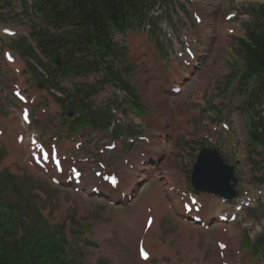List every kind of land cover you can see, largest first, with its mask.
Returning <instances> with one entry per match:
<instances>
[{
    "label": "rangeland",
    "instance_id": "1",
    "mask_svg": "<svg viewBox=\"0 0 264 264\" xmlns=\"http://www.w3.org/2000/svg\"><path fill=\"white\" fill-rule=\"evenodd\" d=\"M210 1L217 3L218 0ZM228 3L229 4L226 5L224 4L226 11L237 9L238 14H247L248 21L240 23L241 30H244L245 26L252 25L259 19L255 12V8H257L259 4L264 3V0H229ZM1 5L2 3H0V6ZM221 5L222 4L219 3L218 7ZM14 13L15 15L13 13H6L3 15V22L0 24V28L5 26L16 31L18 30L19 33L25 32L27 25L23 24L20 11H17L15 8ZM28 14L31 13L28 12ZM34 17L36 18L37 16ZM160 22L161 21H159L158 24H160ZM160 29L162 31L161 26ZM206 36L208 38L207 41H209L206 46L208 49V51H206L208 56L204 59L205 63L203 61L202 68L197 71L196 79L186 88L185 92L179 96L180 98L169 97L168 99L163 94L161 95L164 96V98H160L158 93H155L154 90L149 91V79L146 74V67L140 62V55L135 53L130 45L131 43L129 44L127 41L123 40L119 41L127 48L126 65L133 70L129 73L130 76H126V78L127 80L134 81L138 86L137 91L143 93V96L140 97V103H138L139 106L144 108L145 114L158 115L160 121L164 123L163 130L167 135L163 143L167 142L169 145V149L163 148L168 151V159L165 164L175 167V169H181L182 172L187 170L189 163L194 160L197 153L195 150L199 148V144L201 145L204 143L202 137L207 133L208 127L212 126V118L215 116L216 111H219L218 115L220 116L223 111L222 114L228 118L232 124L231 133H218L215 136L214 141H216V146L223 151V156L230 164H234V160L239 156L237 155L238 151L234 150L238 148V146L234 148L232 143L235 142L233 138H235L237 134L236 131L238 132V130L241 129V126L238 125L240 116L236 106L241 102L242 97L237 96L238 94L232 91L236 86L233 80H231V92H224L223 90L230 76L235 74L234 71L237 72L241 69L242 62L238 54V45L236 41L239 35H221V37L216 38L212 36V33H209ZM150 39L151 37L149 40ZM17 40V37L14 36L10 38H0V110H3L5 120L7 119L11 124L20 126L18 117L20 104L12 97L11 86H9L12 80L17 79L13 77L10 69L7 67L9 65L5 63L2 57V51L8 49L7 47L9 46L12 47ZM163 43L165 48H168L165 38ZM165 51L167 52V50ZM13 53L18 55L16 51ZM203 74H210L212 76V83L210 85L200 86L199 81H201ZM19 77L20 81H23L19 83L24 88H27L26 94L28 96L39 93L34 85V79L29 73ZM213 79L215 81H213ZM197 83H199V85ZM220 89H222V92H220ZM179 99L183 102L181 107L185 109L189 116L185 126H178V120L172 117V105ZM199 99L206 102L204 108L198 104ZM203 104L204 103H201V105ZM40 105L38 98H36L31 107L33 123L30 129H41V136L45 139L51 134L56 133V131H54L56 127L55 124L52 123L50 114L42 120L36 119L39 114ZM227 106L230 110H226ZM137 112L141 113L138 110ZM48 123L52 126H47ZM43 125H46L45 129ZM0 126L5 127V125L1 123ZM157 137V141L161 142L160 139L162 138L159 136ZM12 145L14 144L8 142L5 137L0 139V204L3 205L2 208L5 210L4 214L6 216L16 215L14 223L15 226H17V231L21 232L26 224L40 227L38 232H49L51 226H53L55 231L61 232L66 238L70 239L72 230H77V227L82 229L91 224L94 230L95 224L92 223V221L95 218L102 219L106 213L111 212L115 214L120 212V209L111 208L100 199H88L91 208L87 212L82 211L81 205L85 202L84 197L80 194L73 193L68 187L51 184L47 178L40 176L32 170L24 162L22 155L16 158L15 161L10 160L9 156L12 154V149H14ZM180 150L187 154L185 159H177ZM103 158L111 164V167H114L118 164L119 155L104 156ZM160 176L161 175L155 171L153 176L149 178H152L153 182H150L148 186H144L138 197L150 194L152 188L155 187V183L157 184L158 192H161V190L164 191L162 179L159 178ZM241 177L243 178L244 175H241ZM138 203V199L132 202L129 206L130 212H133L138 207ZM62 211H64V214ZM81 212L82 214H80ZM43 219L45 221H43ZM87 219L89 220L86 221ZM115 219L116 215L113 216V218L111 217L104 220V224L113 225V229L111 230L112 237H107L103 241L98 242L100 244L98 248L89 247L87 238L89 241L96 242V240L93 239L88 232H80V235H77L76 239H73L76 240L74 258L82 260L85 264H133L136 259L135 248L131 247L128 243L124 245L121 244L120 239L122 236L119 229L120 222L119 220L114 222ZM163 221L164 219H162V221L160 219L156 233L159 231L158 227H160L161 233H164L167 229L174 228L171 223V216L165 217V224H163ZM173 221L176 223L175 220ZM79 222H82L84 225L80 226ZM174 225L178 224L176 223ZM236 226L243 232L245 231L241 228L239 222L236 223ZM173 231V229L168 230L167 233ZM206 233L210 235L209 232ZM212 234L214 235L213 232ZM206 235L202 239L204 240L203 244L199 247V251H203L205 256L202 264L208 262L212 257L216 258L213 237L211 239V236ZM234 244H236L235 246L240 244L239 238ZM193 262H196V260L190 261L187 264ZM214 263L218 264L217 259ZM252 264H257V262Z\"/></svg>",
    "mask_w": 264,
    "mask_h": 264
},
{
    "label": "trees",
    "instance_id": "2",
    "mask_svg": "<svg viewBox=\"0 0 264 264\" xmlns=\"http://www.w3.org/2000/svg\"><path fill=\"white\" fill-rule=\"evenodd\" d=\"M146 1L34 0V8L42 13L47 24L52 27H69L59 36L52 35L48 30H39L36 33L37 41L47 56L54 55L58 47H61L70 53L90 54L92 51L98 61H104L107 54H115L116 51V46L111 43V34L131 26V19L138 18ZM259 11L264 19V6ZM249 41L241 42L246 78L258 72L264 73V21L249 33ZM108 71L115 76L110 69ZM253 139L264 144V132H255ZM31 231L35 230H24L18 239L7 242L3 238L6 233L4 221L0 219V264L66 263L58 255L60 248L54 238L37 236L33 240Z\"/></svg>",
    "mask_w": 264,
    "mask_h": 264
},
{
    "label": "water",
    "instance_id": "3",
    "mask_svg": "<svg viewBox=\"0 0 264 264\" xmlns=\"http://www.w3.org/2000/svg\"><path fill=\"white\" fill-rule=\"evenodd\" d=\"M231 169L223 165L213 152L203 149L194 165L192 180L196 187L224 196H233Z\"/></svg>",
    "mask_w": 264,
    "mask_h": 264
},
{
    "label": "bare ground",
    "instance_id": "4",
    "mask_svg": "<svg viewBox=\"0 0 264 264\" xmlns=\"http://www.w3.org/2000/svg\"><path fill=\"white\" fill-rule=\"evenodd\" d=\"M149 85H150V88H148L149 91L154 90L155 93L156 92L158 93V96L160 98H164V96H162L158 92V90L155 88V86L151 82H150ZM185 121H186L185 116H183L182 121H181V124L182 125H185ZM2 138H4V137H2ZM162 146L164 148H167L168 147V146H166V144L164 145L162 143H160L159 147H157V146H154V147H155V149L159 150L160 152H164ZM12 147L14 149H12V154L9 156V159L12 160V161H15L16 158H19L20 157V155H21V151L20 150H21L22 147H21V145H17V146L12 145ZM164 163L165 162H163V164H161V165H164ZM159 167H161V166H159ZM138 180H140V179H138ZM138 180L134 179V181H132V184H134ZM154 197L155 196H153L151 200H156L157 199V198L155 199ZM84 202H85L84 204H82V202H81V204H82L81 205V210L87 212V211L90 210L91 207H90V204H89V202H88L87 199H84ZM138 211L140 212V216H139V219H138V226H137V230H136V235H138L140 233V230L142 228V224H143V222H144V220L146 218V213H145V211H144V209L142 207H140L137 210V212ZM62 212L64 214V211H62ZM137 212L135 214H129L128 215V221H129V223H134V222L137 221V217H136ZM80 214H82V212ZM156 221H157V217L154 219V222L151 223L149 229L152 227V224H153L154 227L156 226ZM182 231H183V236H185V234H187V229L184 228V229H182ZM135 237H136V241H137L138 240V236H135ZM150 238H151V236L150 237H146V244L147 245H150ZM201 254L203 255V253H201ZM133 264H148V262H145V263L144 262H141V261L138 260V257L136 256L135 262ZM207 264H215L214 263V259H211L210 261H208Z\"/></svg>",
    "mask_w": 264,
    "mask_h": 264
},
{
    "label": "snow or ice",
    "instance_id": "5",
    "mask_svg": "<svg viewBox=\"0 0 264 264\" xmlns=\"http://www.w3.org/2000/svg\"><path fill=\"white\" fill-rule=\"evenodd\" d=\"M142 255H143L145 258H147V256H146V254H145V253H143V252H142Z\"/></svg>",
    "mask_w": 264,
    "mask_h": 264
}]
</instances>
